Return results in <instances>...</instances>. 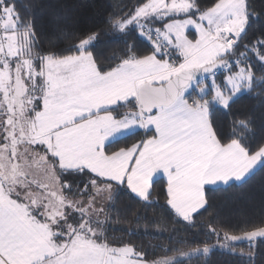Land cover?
I'll return each mask as SVG.
<instances>
[{
	"label": "snow or ice",
	"instance_id": "6c2138e0",
	"mask_svg": "<svg viewBox=\"0 0 264 264\" xmlns=\"http://www.w3.org/2000/svg\"><path fill=\"white\" fill-rule=\"evenodd\" d=\"M56 31L64 46L43 47L35 19L0 0V264H185L264 244V218L242 235L209 222L216 244L179 240L204 246L150 257L109 235L106 204L124 194L188 230L211 209V190L264 165V123L258 133L252 114L234 111L257 89L264 108V16L251 0H135L72 32L57 17ZM106 36L122 45L111 55L98 50ZM65 73L114 101L88 110V141L49 134L65 123L52 107Z\"/></svg>",
	"mask_w": 264,
	"mask_h": 264
},
{
	"label": "trees",
	"instance_id": "16d2710c",
	"mask_svg": "<svg viewBox=\"0 0 264 264\" xmlns=\"http://www.w3.org/2000/svg\"><path fill=\"white\" fill-rule=\"evenodd\" d=\"M135 0H16L22 17L35 19L38 38L47 48L51 43L63 47L64 42L57 40L59 33L56 31V18L59 17L60 27L66 32H72L85 27L101 24L109 12L119 4L131 6ZM251 11L264 16V0H251ZM98 50L105 55H111L112 50L122 45L117 39L102 37ZM104 63L105 61H101ZM261 73H258L260 75ZM244 94L237 98L234 111L255 117L254 130L259 133L264 123V108L260 106L258 94ZM221 120L231 121V115L224 117L218 114ZM242 117H237V119ZM134 142V141H133ZM211 209L198 217L196 227L186 230L184 225L177 224L169 219L164 210L156 205L145 206L142 202H135L124 194L114 197L109 201L108 211L110 216L109 235L117 239H131L138 247L143 248L155 258L165 255L167 248H181L192 251L203 244H180L179 240L200 241L207 240L209 244H216V237H208L207 225L211 222L217 230H227L229 234L242 235L243 231L251 230L249 221L259 224L264 218V165L255 171L248 179L231 187H216L208 193ZM163 203V200L160 201ZM127 229V231H124ZM145 230L153 235H145ZM198 233V236H193ZM223 241H221L222 243ZM160 246V247H158ZM237 254L227 250H217L206 256H193L185 260V264H264V244L249 243L233 245ZM238 253H243L241 256ZM251 254L252 259L247 257ZM168 255H173L168 253Z\"/></svg>",
	"mask_w": 264,
	"mask_h": 264
},
{
	"label": "rangeland",
	"instance_id": "374dc122",
	"mask_svg": "<svg viewBox=\"0 0 264 264\" xmlns=\"http://www.w3.org/2000/svg\"><path fill=\"white\" fill-rule=\"evenodd\" d=\"M64 75L68 77V81H70V80L73 81L74 79L77 80L75 77L71 76V74L65 73ZM65 84L66 83H61L59 85V87L56 89L57 99H56L55 105H53L52 107L54 109L55 114H67L68 117H66L63 120H65L66 124H69L70 121H72V120H79V119L81 120L84 117H87L84 115H80L78 113L79 108L82 107V108L95 109L94 105H92L90 102H87V101L89 100V95H88L89 89L91 88L90 91H93V90H96V88H93V87L89 86L87 83H85V84H79L76 86L72 85L73 86L72 89H69L71 86L68 88L67 87L65 88V86H64ZM100 91H102V90H100ZM78 92H81V94H76ZM103 92L104 91H102V93ZM84 106H86V107H84ZM70 115H73V118H70L68 120ZM181 116H183V115H181ZM182 119H183V117H181V119L178 120V123L181 122ZM56 122L58 123L59 121H56ZM184 124H185L186 129L190 131L191 121L189 120V117L187 120H184ZM89 128H90V130H89ZM61 132H64L65 134H70V135L78 138L81 141H88L94 137V125L91 122V119L89 117L86 119V124L80 128L79 127L76 128V127H73L71 125V126L64 128L62 130L55 129L52 131V133H49V134L53 135V138H55V133H61ZM258 169L259 168H257L255 171H257ZM255 171H253L251 173V175ZM217 187H225V186L218 185ZM108 203H109V201H106L107 205H108ZM241 243H248V242H239V243H234L233 245L241 244Z\"/></svg>",
	"mask_w": 264,
	"mask_h": 264
},
{
	"label": "crops",
	"instance_id": "0c3cea01",
	"mask_svg": "<svg viewBox=\"0 0 264 264\" xmlns=\"http://www.w3.org/2000/svg\"><path fill=\"white\" fill-rule=\"evenodd\" d=\"M83 80H70L69 82H67L64 86H65V88L67 87H70L69 89H72V85H74V86H76V85H79V84H85L86 82L85 81H83ZM82 82V83H81ZM91 90V88L89 89V93H88V95H89V100L87 101V102H90L92 105H94V107L96 108L97 106H99V105H104V104H107V103H110V102H114V101H111L108 97H109V94L108 93H105V92H103L102 93V91H100V90H98V89H96V90H93V91H90ZM82 92V91H81ZM81 92H78V93H76V94H81ZM84 107H86V106H84ZM88 110H89V108H79L78 109V113L80 114V115H84V116H87V117H84L83 119H79V120H72V121H70V123L69 124H66V123H64L63 124V128L62 129H64V128H67V127H69V126H73V127H76V128H80V127H82L83 125H85L86 124V119L87 118H89L90 116H89V113H88ZM181 115H183V116H181ZM183 117V119H182V121L184 122V120H187L188 119V117H187V115H185L184 113H177V117L179 118V119H181V117ZM66 117H68V115L67 114H55V116H54V121L56 122V121H59V122H61V121H63V122H65V120H63V119H65ZM70 118H73V115H70L69 116V118H68V120L70 119ZM178 119V120H179ZM79 122V123H78ZM82 122V123H81ZM91 128V127H90ZM90 128H89V130H90ZM55 129H60V130H62L61 128H54L53 130H55ZM86 129V128H85Z\"/></svg>",
	"mask_w": 264,
	"mask_h": 264
}]
</instances>
